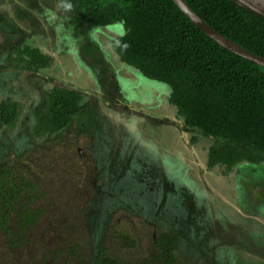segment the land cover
Returning a JSON list of instances; mask_svg holds the SVG:
<instances>
[{
    "label": "rangeland",
    "instance_id": "374dc122",
    "mask_svg": "<svg viewBox=\"0 0 264 264\" xmlns=\"http://www.w3.org/2000/svg\"><path fill=\"white\" fill-rule=\"evenodd\" d=\"M21 9L36 17L33 26ZM0 22V63L10 31L23 33L21 47L52 56L29 79L33 89L11 94L24 112L16 125L0 128V164L31 175L41 193L34 205L45 209L13 252L0 234V264H97L100 258L163 264L154 244L163 234L176 238L181 264H264V162L209 168L213 140L184 125L167 85L143 77L113 51L110 41L124 34L122 23L77 34L61 0H0ZM101 49L109 63L93 61ZM87 60L98 76L77 68ZM57 82L104 99L97 101L99 113L104 109L108 118L100 123L91 111L33 136L30 110L36 103L44 108L43 93ZM6 96L0 89V101Z\"/></svg>",
    "mask_w": 264,
    "mask_h": 264
},
{
    "label": "trees",
    "instance_id": "16d2710c",
    "mask_svg": "<svg viewBox=\"0 0 264 264\" xmlns=\"http://www.w3.org/2000/svg\"><path fill=\"white\" fill-rule=\"evenodd\" d=\"M61 1L74 15L77 34L122 23L124 34L112 38L110 46L143 77L167 85L168 102L184 125L213 140L207 150L209 168L220 165L231 171L242 163L264 162V67L218 45L171 0ZM184 1L215 30L264 57V18L232 0ZM10 49L20 52L17 59L31 71L51 63L36 48L10 43ZM80 100L75 90L53 88L44 108L36 109L33 135L67 126L73 115L88 107ZM18 114L16 102L3 101L0 128L13 127ZM40 195L37 182L24 169L16 174L6 163L0 164V234L10 252L28 241V233L44 214L43 206L34 205ZM175 242L167 234L155 239L163 264H181ZM97 264L107 263L100 258Z\"/></svg>",
    "mask_w": 264,
    "mask_h": 264
},
{
    "label": "flooded vegetation",
    "instance_id": "af4514ba",
    "mask_svg": "<svg viewBox=\"0 0 264 264\" xmlns=\"http://www.w3.org/2000/svg\"><path fill=\"white\" fill-rule=\"evenodd\" d=\"M28 13H30V11L26 12L25 10H20V14L23 15V17H25L24 19H26L27 21H30L32 26L35 22H37V19L36 17L32 16V15H27ZM1 23V22H0ZM32 29V28H29V30ZM9 33V32H8ZM10 36H9V39H6L4 40V43L3 45L7 46V52L6 54L4 55L5 57V60H4V57H3V62L0 63V89H3V90H6L7 91V96L4 97L1 101H0V104L3 102V101H12L10 100L11 98V94L14 95V91L17 88L19 89H22L27 86V88H32L33 89V85L35 84H31L29 82V79L30 78H38L39 75H37V71L38 70H43V69H46L50 66V64L47 66V67H42L40 69H38L37 71H31L29 69L26 68V66L24 65L23 62H20L17 58L19 57V54L20 52L19 51H14L13 53L11 52V49H10V43L12 44H20V45H23L24 44V41H25V37H23V33H18L16 34L14 31H10ZM31 36H33V33L32 31L28 32L26 34V39L27 38H31ZM58 43V42H57ZM61 45H62V41L59 42ZM60 45V46H61ZM23 47V46H22ZM99 48V47H98ZM37 49V48H36ZM102 50V49H101ZM40 51V50H39ZM41 52V51H40ZM103 50H102V54H96L95 58L93 59V61H99L101 58L103 59V61L105 60L107 63L108 62V58H106L103 54ZM48 55L50 58H51V62H52V56L49 55V54H46ZM9 57V61L7 62V58ZM24 57L26 58V56L24 55ZM75 58V62L77 61L76 58H77V55L74 56ZM6 61V62H5ZM93 61H88L86 64L84 61H83V65L81 64V66H77V68L79 67H85L86 69H84V71H86L87 73H91L93 75H97V71L95 70L96 68V64L93 62ZM93 62V64H92ZM98 76V75H97ZM55 87H59V88H67V89H70V90H75L77 92L80 93L81 95V100L79 102L80 105H85V104H88V107L85 108L81 113L77 114V115H73L71 117V121L70 123L72 122V120H74V118H76L77 116L79 115H84L86 117L89 116V114L91 113V111H94L97 115H100V123H103L104 119H107L108 116H107V112L102 109L99 113V106H98V103L97 101H102L104 104L107 103L106 101L104 102V99L102 98H99L97 97L95 94H88L87 92H84L83 90H80L74 86H68V85H65V84H62V83H59L57 82V84H54L52 85V88L50 90H46V92H44L43 94H45V97L44 99H42V101L45 102V99L47 97V93H49L53 88ZM86 93L87 95H85L84 93ZM97 92L100 93L99 90H97ZM102 93H104L103 90H101ZM85 96H87L86 100L84 102H81L82 101V98ZM89 95V96H88ZM15 102V101H14ZM17 103V102H16ZM40 105L38 106V104L36 103L34 107L31 108V112L34 114L35 118H37L36 116V109L39 108ZM107 109V108H106ZM17 110L19 112L18 116L16 117L15 119V125H16V122H17V119L18 117H21V115L24 113L23 112V108L19 105V103H17ZM28 113H27V116H26V119H28ZM36 123H37V119H36ZM35 123V124H36ZM69 123V124H70ZM68 124V125H69ZM14 125V126H15ZM67 125V126H68ZM102 125V124H101ZM99 126L101 131H102V126ZM65 126V127H67ZM64 128V127H63ZM33 135V133H32ZM34 136V135H33ZM208 150V149H207ZM207 156V155H206ZM206 164H207V161H206Z\"/></svg>",
    "mask_w": 264,
    "mask_h": 264
},
{
    "label": "water",
    "instance_id": "95a60500",
    "mask_svg": "<svg viewBox=\"0 0 264 264\" xmlns=\"http://www.w3.org/2000/svg\"><path fill=\"white\" fill-rule=\"evenodd\" d=\"M179 10L205 35L221 47L255 64L264 67V57L254 54L227 38L205 22L184 0H171ZM254 14L264 18V0H232Z\"/></svg>",
    "mask_w": 264,
    "mask_h": 264
}]
</instances>
